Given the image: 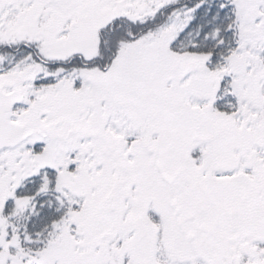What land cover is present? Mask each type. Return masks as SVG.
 I'll return each mask as SVG.
<instances>
[{
    "label": "snow or ice",
    "instance_id": "1",
    "mask_svg": "<svg viewBox=\"0 0 264 264\" xmlns=\"http://www.w3.org/2000/svg\"><path fill=\"white\" fill-rule=\"evenodd\" d=\"M0 264H264V0H0Z\"/></svg>",
    "mask_w": 264,
    "mask_h": 264
}]
</instances>
